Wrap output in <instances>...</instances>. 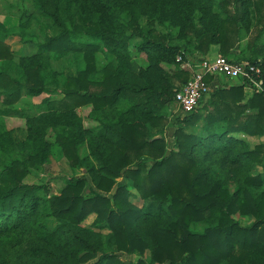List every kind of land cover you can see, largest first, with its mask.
Listing matches in <instances>:
<instances>
[{"label": "trees", "instance_id": "16d2710c", "mask_svg": "<svg viewBox=\"0 0 264 264\" xmlns=\"http://www.w3.org/2000/svg\"><path fill=\"white\" fill-rule=\"evenodd\" d=\"M32 2L58 32L18 62L0 41V117L26 120L21 147L37 165L52 156L51 130L72 168L85 173L47 197L45 187L24 182L26 160L2 169L0 264H264V176L252 175L264 165V143L251 146L244 138L264 136V26L245 49L239 45L244 31L264 22V0ZM20 17L26 33L35 17L24 10ZM155 22L177 29V36L159 35ZM132 44L146 64L134 60ZM212 47L235 62L257 64L262 91L248 98V84L238 80L171 122L165 110L190 78L177 57L207 56ZM102 52L108 62L99 68ZM71 53L82 54L85 70L55 75L50 61ZM23 92L47 96L41 101L46 111L14 109ZM83 105L93 106L97 127H85L77 111ZM15 143L11 133H1L0 154H10ZM214 166L226 177L217 178ZM131 189L149 204H135ZM237 215L255 222L242 227ZM197 224H205L203 232H194ZM118 253L137 258L125 261Z\"/></svg>", "mask_w": 264, "mask_h": 264}, {"label": "rangeland", "instance_id": "374dc122", "mask_svg": "<svg viewBox=\"0 0 264 264\" xmlns=\"http://www.w3.org/2000/svg\"><path fill=\"white\" fill-rule=\"evenodd\" d=\"M230 9L233 11L234 6L232 5ZM24 10L28 15L35 17L34 22L31 25V28L23 33L20 23L21 17L20 12ZM149 20L146 18L141 19V25L143 28L148 26ZM263 23H256V26L251 29L250 33L244 31L242 33V42L239 44L241 48H246L248 43H251L254 38L259 35ZM153 29L161 36L171 39L172 37L177 36V29L168 28L162 23L155 22ZM56 27L53 25L51 18L37 11L33 5L32 0H0V41L4 44V49L12 56L15 62H18L21 57L32 56L37 53L39 45L45 42L48 37H51L57 33ZM264 41V37L262 38ZM174 41V43H176ZM261 45V44H260ZM136 45L132 44L131 51L134 60L139 64H146L147 58L146 55L140 54L136 50ZM196 56V55H192ZM202 57V56H201ZM107 55L99 53L97 56V63L99 68H102L105 63L108 62ZM52 71L55 75L60 76L61 74L69 77H76L81 71L85 70L86 62L82 54L71 53L60 61L51 60ZM3 66V62L0 61V70ZM176 71V70H175ZM246 90V88H245ZM213 92V91H212ZM249 98L253 94H247ZM44 97H30L26 95L25 92L22 93L20 100L16 102L13 106L17 110H25L29 115H37L40 112L46 111V107L41 105V101L46 98ZM62 96H55V99H60ZM0 108L3 109V105L0 102ZM77 111L80 113L81 117L84 119V125L87 128H95L99 125V122L95 119L92 114L93 106H85L77 108ZM178 111V114L176 113ZM171 122L175 123L176 115H180L181 111L177 106H174L170 110H165ZM26 120L15 115L3 116L0 117V134L3 132H9L14 136L16 145L10 154L3 155L0 154V173L2 169L11 163L15 159L26 160L27 162V176L24 179V182L27 184L41 185L45 187V190L42 191V195L50 197L51 195H59L62 189L66 185L67 178L70 177H81L85 171L82 169L72 168L69 160L63 154L62 149L57 146L56 143V134L49 130L48 140L52 143V156L48 164L44 167L37 165L31 158L28 156V152L21 147L25 134H26ZM196 129H199L196 127ZM155 130L153 133H157ZM193 132V129L187 131V133ZM174 128L169 127L165 132V138L167 140L169 151L174 144ZM160 137V136H158ZM244 137V136H243ZM161 138V137H160ZM251 146L264 143L263 137H244ZM86 145L80 149V153L83 155L87 153ZM213 174H217V178H225L226 174L221 169L214 166L212 168ZM262 174L264 176V165H257L253 171L252 175ZM119 182H125L123 179ZM131 193L136 196L133 200L138 206H146L149 204L148 201H143L139 197L136 190L131 189ZM239 224L242 227H251L255 220L252 217L244 216H235ZM95 216H90L85 222L86 227H90L94 222ZM194 232H203L205 224H197L193 227ZM104 241L108 240L109 233L104 232ZM122 260L132 261L137 258V256L128 255L125 253H118Z\"/></svg>", "mask_w": 264, "mask_h": 264}, {"label": "built area", "instance_id": "2783aa9c", "mask_svg": "<svg viewBox=\"0 0 264 264\" xmlns=\"http://www.w3.org/2000/svg\"><path fill=\"white\" fill-rule=\"evenodd\" d=\"M182 69L190 72V78L186 84L176 93L175 103L182 115L195 111L200 102L209 96L213 89L207 78L218 80L221 77L232 80H243L248 84L247 88L255 92L262 91V70L257 64L248 61L235 62L219 55L215 58L201 56L177 57Z\"/></svg>", "mask_w": 264, "mask_h": 264}, {"label": "crops", "instance_id": "0c3cea01", "mask_svg": "<svg viewBox=\"0 0 264 264\" xmlns=\"http://www.w3.org/2000/svg\"><path fill=\"white\" fill-rule=\"evenodd\" d=\"M175 44L177 45L178 43L176 42ZM238 46L232 52H239L240 50H238ZM194 53H195V55L198 54L197 52H194ZM219 55H221L220 52H219V48L218 47H212L211 50L209 51L208 55L207 56H203V57H208V58L212 59V58H215V57H217ZM187 56H192V55L190 53H186V57ZM196 56H202V55H196ZM168 68L171 69L172 71H175L174 70L175 66H170ZM238 82H239L238 80H232V79L221 77L218 80H212L210 83H211L212 89L214 91L216 88H220V87H224V86H231V85H234V84H238ZM245 91L247 92V94H254V92H255L253 89H250V88H246ZM174 106H177L176 103H175ZM176 113L178 114V111ZM180 115H182V114H180ZM180 115H176V116H180Z\"/></svg>", "mask_w": 264, "mask_h": 264}, {"label": "water", "instance_id": "95a60500", "mask_svg": "<svg viewBox=\"0 0 264 264\" xmlns=\"http://www.w3.org/2000/svg\"><path fill=\"white\" fill-rule=\"evenodd\" d=\"M158 138H160V137H158Z\"/></svg>", "mask_w": 264, "mask_h": 264}]
</instances>
